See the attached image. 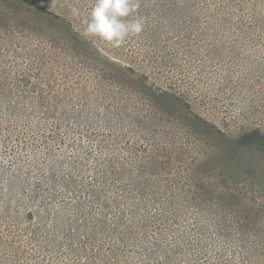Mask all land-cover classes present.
I'll use <instances>...</instances> for the list:
<instances>
[{
	"label": "rangeland",
	"instance_id": "obj_1",
	"mask_svg": "<svg viewBox=\"0 0 264 264\" xmlns=\"http://www.w3.org/2000/svg\"><path fill=\"white\" fill-rule=\"evenodd\" d=\"M94 2L0 0V112L36 118L27 145L88 149L122 209L170 214L147 226L206 264H264V35L241 56L203 9L139 0L143 31L113 47L85 32Z\"/></svg>",
	"mask_w": 264,
	"mask_h": 264
},
{
	"label": "trees",
	"instance_id": "obj_2",
	"mask_svg": "<svg viewBox=\"0 0 264 264\" xmlns=\"http://www.w3.org/2000/svg\"><path fill=\"white\" fill-rule=\"evenodd\" d=\"M156 1L179 13L203 9L212 15L209 27L229 39L218 48H235L241 56L253 37L264 35V0ZM156 22V45H160L166 28ZM260 41L254 47H264ZM1 104L3 110L12 107L10 100ZM22 113L12 117L0 112V264H206L199 258L205 254L204 245L170 243L165 236L172 228L147 226L151 220H170V214L144 213L136 203L122 209L120 195L108 192L106 163L95 157L93 167L88 166V149L79 157L73 145L57 151L52 145L47 150L27 145L29 137L22 129L36 118ZM44 136L34 135L36 140ZM24 234L27 239L21 241ZM179 254L194 257L191 262Z\"/></svg>",
	"mask_w": 264,
	"mask_h": 264
},
{
	"label": "clouds",
	"instance_id": "obj_3",
	"mask_svg": "<svg viewBox=\"0 0 264 264\" xmlns=\"http://www.w3.org/2000/svg\"><path fill=\"white\" fill-rule=\"evenodd\" d=\"M139 0H95L88 16V36L119 47L144 29V18L138 15ZM78 15L77 9L73 10Z\"/></svg>",
	"mask_w": 264,
	"mask_h": 264
}]
</instances>
